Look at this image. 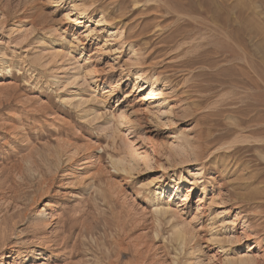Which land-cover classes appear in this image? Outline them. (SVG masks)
<instances>
[{"label": "rangeland", "instance_id": "obj_1", "mask_svg": "<svg viewBox=\"0 0 264 264\" xmlns=\"http://www.w3.org/2000/svg\"><path fill=\"white\" fill-rule=\"evenodd\" d=\"M141 67L168 76L165 94L135 85ZM179 137L219 155L203 176ZM245 254L264 264V0H0V264Z\"/></svg>", "mask_w": 264, "mask_h": 264}, {"label": "bare ground", "instance_id": "obj_2", "mask_svg": "<svg viewBox=\"0 0 264 264\" xmlns=\"http://www.w3.org/2000/svg\"><path fill=\"white\" fill-rule=\"evenodd\" d=\"M60 1V0H59ZM59 3V2H58ZM68 3H70V2H68ZM56 5V4H55ZM58 6V5H57ZM70 6H72V7H74L75 5L74 4H70ZM85 9H87L86 7H84ZM79 9H80V7H79ZM85 9H83V10H81V12H77L78 14H79V16H83V15H85L86 16V10ZM77 10V9H76ZM79 11V10H78ZM102 17V16H101ZM100 21V20H99ZM100 24V23H99ZM102 24H104V23H102ZM116 31V30H115ZM79 42V41H78ZM79 44V43H78ZM132 47V46H131ZM89 56H91V54L89 55ZM137 64H140V61H137ZM134 65H135V63H134ZM147 69V68H146ZM145 69L143 68V67H141L140 69H138V74L136 75V80L135 81H137L136 83H135V85L137 84V83H139V82H142V81H145V82H147V83H150L151 85H152V87H154L155 85H157V84H161L163 81H164V85H160V86H163L162 88L159 86V85H157V87H158V90L157 91H155V93H151V94H149V95H147V97L149 96H152L153 98H155V97H157L158 98V94H165L164 93V88H165V86L167 85V82H168V76L166 77V76H161L160 75V73L156 76L155 74V76L156 77H144V75L146 76V72L144 71ZM131 71V70H130ZM93 79V78H92ZM161 82V83H160ZM142 88V86H140L139 88H137V89H141ZM153 89V88H152ZM152 91V90H151ZM154 92V91H153ZM156 92H158V93H156ZM161 96H163V95H161ZM160 97V96H159ZM147 100V99H146ZM149 100V99H148ZM151 101V100H150ZM165 103H166V101H162V102H160V104H163V106L165 105ZM169 103V102H168ZM158 106V105H157ZM161 106V105H160ZM162 106V107H163ZM171 108V107H170ZM162 109V108H161ZM160 109V110H161ZM126 111V110H125ZM123 112V111H122ZM162 112V111H161ZM127 113V112H126ZM169 113H170V109H169V111H163L162 112V114L163 115H169ZM122 114V113H121ZM128 114V113H127ZM132 114V113H131ZM161 113H160V115H162ZM121 116H124V114H122ZM125 117H127V116H125ZM130 117V116H129ZM129 117H128V119H129ZM164 117V116H163ZM162 117V118H163ZM115 119V118H114ZM113 119V120H114ZM171 119V118H170ZM127 120V119H126ZM131 120V119H130ZM130 120H129V122L128 123H130ZM128 121V120H127ZM149 123L152 125L153 124V127H155V129H162V127H164V125H165V123L164 122H162L161 121V119H160V117H158V116H155V117H152V118H149ZM133 122V121H132ZM167 122H169V124L168 125H171L172 126V121H169V120H167ZM167 124V123H166ZM134 126V125H133ZM133 126H131V128L133 129L134 127ZM135 129V128H134ZM176 133H174V135L173 136H177V135H175ZM178 137V136H177ZM183 138V137H182ZM181 140V138L179 137L178 138V141L176 142V147L175 148H178V150L176 151L175 149V153H177V155H179V157L178 158H180V156H181V158H182V160L183 161H193V162H195V163H197L199 166H201L200 167V169H199V172H198V174H199V176H203V170H205L206 168H207V166H208V164H209V162H213L212 160L213 159H217L218 157H219V155H217V156H214V158L211 160V161H209V162H206L205 161V159H206V154H207V152L208 151H206L203 147H201V146H199L198 145V147H197V145L196 146H194L193 144H191V142L188 140L187 141V143L186 144H179V141ZM185 139H186V137H185ZM188 139V138H187ZM174 141H176V140H174ZM221 142V141H220ZM200 143V142H199ZM226 144V143H225ZM202 145V144H201ZM227 146V145H226ZM208 149L210 148V147H207ZM224 150V149H223ZM171 155V154H170ZM174 156V155H173ZM177 157V156H176ZM172 158V157H171ZM221 159V158H220ZM223 160V159H222ZM125 160L124 159H121V160H117V166H121V169H123L122 171H132V170H134V169H136L137 168V163H135V160H134V158H130V160H128L127 161V167L125 168V166H123V162H124ZM182 161V162H183ZM215 161V160H214ZM171 162V161H170ZM176 162V161H175ZM174 162V163H175ZM178 162H180V161H178ZM114 163V162H113ZM187 163V162H186ZM145 166L147 165H151V163H148V161H145ZM173 164V163H172ZM180 165V164H179ZM114 166H116V164L114 165ZM139 166V165H138ZM149 166H148V168H149ZM198 166V167H199ZM119 167H115V168H119ZM151 167V166H150ZM197 167V168H198ZM152 168V167H151ZM35 170V169H34ZM221 170V169H220ZM194 171V170H193ZM215 172V171H214ZM213 177V176H212ZM35 181V180H34ZM37 182V181H36ZM45 183V180H43V181H41V183H40V186H42V184H44ZM39 186V187H40ZM47 188V187H46ZM37 189V188H36ZM166 189H168V190H170V192L171 193H173V192H175V191H177L178 189H179V186L178 185H176V186H174V187H165V185H163V184H160V186H159V190H161L160 192H161V194H163L164 192H166ZM47 190V189H46ZM202 190H205V186L202 188ZM227 191V193L225 194V193H223V194H225L226 196H224L222 193H220V195H219V197L217 198H215V199H219V202L218 201H214L215 203H217V204H219V205H223V206H227L228 205V203L229 202H231L232 200H233V196L231 195V193L228 191V190H226ZM32 192V191H31ZM41 192V191H40ZM41 194V193H40ZM171 195V194H170ZM237 196V195H236ZM250 199V198H249ZM186 200V199H185ZM202 209L203 208H205V207H203L204 205L203 204H198ZM199 209V208H198ZM199 210H201V209H199ZM157 212H161L162 214L164 213V214H167V213H169V212H171V208L168 206V207H157ZM23 213V212H22ZM172 213V212H171ZM223 213H227V208H224L223 209ZM203 213H201V215H202ZM218 214V213H217ZM219 215L221 216L222 214H220L219 213ZM218 215V216H219ZM219 216V217H220ZM246 216V215H245ZM197 218V217H196ZM238 218V217H237ZM210 220L212 221L213 220V217L211 216V218H210ZM242 223L243 224H245V228H247V229H250L251 228V224L249 225V224H247V219H245L244 217L242 218ZM213 222V221H212ZM216 222V221H215ZM218 222V221H217ZM189 223H191V222H189ZM208 223H209V221H208ZM219 223V222H218ZM221 223H223V222H221ZM38 224V223H37ZM212 224V223H211ZM39 225V224H38ZM33 226V225H32ZM211 226V225H210ZM213 226V225H212ZM215 226V225H214ZM243 226V225H242ZM176 227V226H175ZM180 227V226H179ZM177 228V227H176ZM182 228V227H181ZM213 228H216V227H213ZM212 228V229H213ZM218 228V227H217ZM224 228H227V226H224ZM253 228V227H252ZM34 230V229H33ZM244 230V229H243ZM254 230V229H253ZM248 231V230H247ZM176 235H177V239H178V241H180V243L182 244V245H184L185 243H186V241L188 240V238L189 237H192V236H189L188 235V233H186L185 232V230L184 229H179V228H177V231H176ZM246 238H251V234H246ZM254 238V237H253ZM239 239V238H238ZM241 239V238H240ZM244 239V238H243ZM258 239V238H257ZM190 240V239H189ZM208 240H209V242H211L212 244H214L215 245V247L217 248V252H226L227 251V249H225L224 248V243H225V240L226 239H224V237L223 236H220V233L218 232V231H216V232H211V234H210V238L208 237ZM194 241V240H193ZM241 241V240H240ZM190 242V241H189ZM191 242H192V240H191ZM190 242V243H191ZM208 242V241H207ZM257 242H260L259 240L257 241ZM227 243V242H226ZM187 244V243H186ZM180 245V244H179ZM199 246V245H198ZM226 247V246H225ZM247 254V253H246ZM243 255L244 257H242L241 258V260L240 261H238V260H236L235 262L233 261H230V260H227V263H229V264H258L259 262L257 261V260H255V258L253 259L252 257H251V255L249 254V256L248 255ZM252 254V253H251ZM110 256V255H109ZM227 259V258H226ZM225 262H226V260H225ZM112 264H113V262H112Z\"/></svg>", "mask_w": 264, "mask_h": 264}]
</instances>
